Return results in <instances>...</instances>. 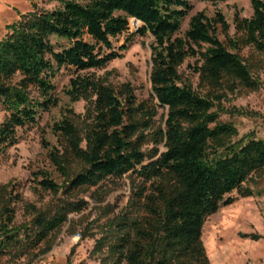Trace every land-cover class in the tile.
<instances>
[{"label": "trees", "instance_id": "16d2710c", "mask_svg": "<svg viewBox=\"0 0 264 264\" xmlns=\"http://www.w3.org/2000/svg\"><path fill=\"white\" fill-rule=\"evenodd\" d=\"M220 3L230 0H196ZM54 10L36 9L8 27L0 42V157L17 144L19 129L58 107L54 80L62 69L101 70L121 59L131 42L116 41L142 24L151 36L150 99L140 100L131 83L114 86L95 76H77L68 95L85 101V112L67 110L52 131L57 145L48 159L62 179L33 173L36 189L57 203L46 210L26 206L28 224L16 226L20 185L0 186V264L48 253L71 215L87 210L82 193L125 176L133 179L126 208L103 226L94 254L101 264H211L202 241L207 219L232 206L237 192L255 195L247 184L264 173V140L238 142L237 127L221 120L217 105L239 89L256 92L264 56V0H251L253 17H235V34L221 12L194 15L189 0H62ZM224 38V40L221 39ZM195 60L194 74L205 94L183 81L181 68ZM159 108L168 110L158 124ZM48 147V146H47ZM254 241L259 237L252 236ZM44 247L42 251L41 248Z\"/></svg>", "mask_w": 264, "mask_h": 264}, {"label": "rangeland", "instance_id": "374dc122", "mask_svg": "<svg viewBox=\"0 0 264 264\" xmlns=\"http://www.w3.org/2000/svg\"><path fill=\"white\" fill-rule=\"evenodd\" d=\"M189 1L194 9L182 25V37L188 29L190 19L198 13L213 18L217 12H221L231 25L232 35L235 34L234 20L237 15L250 19L254 14L251 0L220 3ZM61 2L62 0H0V42L8 34V27L17 24L23 15L36 9L60 8ZM140 26V22L131 20L130 31L116 41L117 47L120 48L126 45L130 38L127 50L123 52L121 59L106 68L81 73L62 69L54 80V96L59 100L58 107L41 114L34 126L19 129L17 144L0 157V186L10 182L20 185L23 201L16 205V226L32 221V216L26 212V206L33 205L39 210H46L57 203V198L52 194L36 189L33 173L44 170L62 183L48 159L50 149L57 145L52 127L62 119L67 110L71 109L77 115H82L87 105L85 101L74 103L68 95L72 79L78 75L95 76L114 86L131 83L137 89L140 100L150 99L153 38L138 36ZM221 39L224 40L223 37ZM243 56L262 62V69L255 74L260 79L261 86L256 92L239 89L235 93H227L216 110L223 122L237 127L239 137L235 142L249 136L264 140V56L251 50H246ZM194 66L195 60H188L181 68L183 81L199 93L205 94L200 87L199 77L194 74ZM167 115L166 108H159L157 123L164 124ZM6 116L5 112L0 111V126ZM247 186L253 189V197L242 198L237 192L233 193L230 197L236 199V202L232 206L221 208L205 223L202 241L211 264H264V173ZM132 190L133 179L125 176L119 180L111 179L102 185L97 192L103 198L100 202L92 197L96 190L82 193L78 199L88 202L87 210L69 217V222L52 239V248L48 253L41 254L38 250L35 253L37 257L32 255L18 261L6 259L3 264H101L102 256L94 254L96 241L103 235L104 224L126 208ZM252 236L259 239L254 241ZM41 250L43 251L44 247Z\"/></svg>", "mask_w": 264, "mask_h": 264}, {"label": "built area", "instance_id": "2783aa9c", "mask_svg": "<svg viewBox=\"0 0 264 264\" xmlns=\"http://www.w3.org/2000/svg\"><path fill=\"white\" fill-rule=\"evenodd\" d=\"M136 21V20H135ZM136 22H138V21H136Z\"/></svg>", "mask_w": 264, "mask_h": 264}]
</instances>
